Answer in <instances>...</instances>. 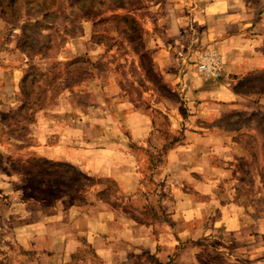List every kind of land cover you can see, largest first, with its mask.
I'll return each mask as SVG.
<instances>
[{
    "label": "rangeland",
    "instance_id": "374dc122",
    "mask_svg": "<svg viewBox=\"0 0 264 264\" xmlns=\"http://www.w3.org/2000/svg\"><path fill=\"white\" fill-rule=\"evenodd\" d=\"M207 6L211 10L204 11ZM220 16L226 23L212 25ZM239 21L240 32L235 30ZM0 27V56L22 71L16 109H0V139L13 143L4 150L0 145V189L8 191L3 198L20 204L11 211L0 204V255L20 248L18 238L24 243L13 233V217L26 199L42 206L67 198L89 203L90 187L99 183L98 201L111 200L130 211V200L114 181L43 156L48 146L56 152L60 138L75 134L84 148L91 141L103 146L108 120L120 117L124 103L156 111L173 104L178 114L173 117L189 115L187 89L197 74L210 81L229 76L234 89L246 93L238 101L242 109L225 112L215 127L243 145L231 161V180L242 214L251 215L239 236L222 228L203 236L200 259L264 264V0H0ZM172 28L180 35L166 44L163 35ZM228 33L227 41L216 39ZM233 35L237 38L230 39ZM170 54L177 60L172 80L158 63ZM241 62L258 65L243 72ZM12 83L5 77L0 88ZM155 116L167 131V117ZM183 119L174 137L188 129Z\"/></svg>",
    "mask_w": 264,
    "mask_h": 264
},
{
    "label": "crops",
    "instance_id": "0c3cea01",
    "mask_svg": "<svg viewBox=\"0 0 264 264\" xmlns=\"http://www.w3.org/2000/svg\"><path fill=\"white\" fill-rule=\"evenodd\" d=\"M208 10L209 6L204 9ZM198 21L203 22L201 18ZM214 21L212 25L226 23L221 16ZM237 29L241 31L240 21ZM171 30L163 35L166 44L180 35L179 30ZM228 36L230 33L216 39ZM176 61L171 54L158 61L167 79L177 76L172 68ZM241 63L243 72L258 65ZM19 68L0 56V83L8 76L13 80L12 86L0 88V109L12 110L18 105ZM190 80L186 106L189 115L182 114L184 119L173 117L177 112L173 104L156 111L124 103L120 106L122 116L108 120L110 130L103 146L95 147L91 141L84 148L79 135L70 139L62 136L65 138H60L56 152L48 146L50 150L43 156L75 164L87 176L114 181L119 194L130 200V211L111 200L98 201L102 189L99 183L90 187L89 203L67 198L42 206L33 199L39 205L31 206L32 201L26 199L22 201L26 205L22 212L13 217V233H19L24 243L18 238L20 248L0 255V264H203L199 247L203 236L219 228L235 236L245 233L251 215L242 214L231 180L235 167L231 161L236 148L243 145L236 146L228 136L230 131L215 127V122L225 112L240 109L243 102L238 101L246 93L234 89L229 76L210 81L194 74ZM175 81L178 79L170 83ZM157 112L167 117V131L155 118ZM181 119L188 129L181 138L174 137ZM0 145L4 150L13 143L0 139ZM7 192L0 189V204L11 211L20 204L3 198Z\"/></svg>",
    "mask_w": 264,
    "mask_h": 264
},
{
    "label": "trees",
    "instance_id": "16d2710c",
    "mask_svg": "<svg viewBox=\"0 0 264 264\" xmlns=\"http://www.w3.org/2000/svg\"><path fill=\"white\" fill-rule=\"evenodd\" d=\"M2 15H4V13H3V12H2ZM46 161H48V162H49L50 160H46Z\"/></svg>",
    "mask_w": 264,
    "mask_h": 264
}]
</instances>
